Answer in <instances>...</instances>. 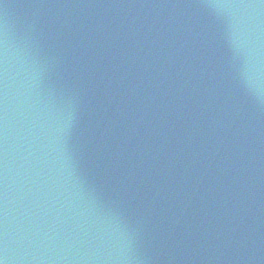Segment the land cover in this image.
I'll list each match as a JSON object with an SVG mask.
<instances>
[{
  "label": "water",
  "instance_id": "obj_1",
  "mask_svg": "<svg viewBox=\"0 0 264 264\" xmlns=\"http://www.w3.org/2000/svg\"><path fill=\"white\" fill-rule=\"evenodd\" d=\"M5 264H264V0H0Z\"/></svg>",
  "mask_w": 264,
  "mask_h": 264
},
{
  "label": "snow or ice",
  "instance_id": "obj_2",
  "mask_svg": "<svg viewBox=\"0 0 264 264\" xmlns=\"http://www.w3.org/2000/svg\"><path fill=\"white\" fill-rule=\"evenodd\" d=\"M0 264H5V259L3 258L2 252H0Z\"/></svg>",
  "mask_w": 264,
  "mask_h": 264
}]
</instances>
